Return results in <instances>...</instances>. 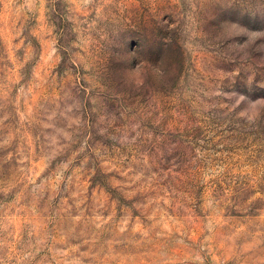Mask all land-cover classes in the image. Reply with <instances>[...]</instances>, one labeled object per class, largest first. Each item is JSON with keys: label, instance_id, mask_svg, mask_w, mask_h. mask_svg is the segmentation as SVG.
Here are the masks:
<instances>
[{"label": "rangeland", "instance_id": "374dc122", "mask_svg": "<svg viewBox=\"0 0 264 264\" xmlns=\"http://www.w3.org/2000/svg\"><path fill=\"white\" fill-rule=\"evenodd\" d=\"M0 264H264V0H0Z\"/></svg>", "mask_w": 264, "mask_h": 264}]
</instances>
